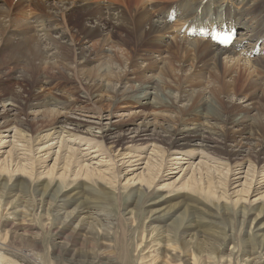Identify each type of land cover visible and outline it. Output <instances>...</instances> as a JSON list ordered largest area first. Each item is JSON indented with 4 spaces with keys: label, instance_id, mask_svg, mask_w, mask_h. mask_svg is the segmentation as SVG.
Masks as SVG:
<instances>
[{
    "label": "bare ground",
    "instance_id": "1",
    "mask_svg": "<svg viewBox=\"0 0 264 264\" xmlns=\"http://www.w3.org/2000/svg\"><path fill=\"white\" fill-rule=\"evenodd\" d=\"M126 1L128 3V6H130L131 3L132 8L136 7L134 9L137 11L141 10L140 8L146 7V6L144 7L145 0H126ZM168 1L169 2L165 6L161 5L160 2L156 3L155 13L153 12L152 14H150V12H148L147 10L149 15L146 14L140 15L139 17L133 20L131 26L126 25V27L124 28L121 27V25H119L117 22L111 21L112 18L111 19L109 18L110 19L109 20L102 15L90 14V13L88 14L84 13L86 15L80 19L79 21L80 23L76 24L75 21L73 20L75 13L78 11L84 12V10L86 11L88 10V8L83 6L79 0H22L21 2H12V3H10V0H0L1 38L4 37L5 32L7 30L9 31V29L12 26V22L20 23L19 26L23 27L21 29H25V26H28L30 28L31 24L29 22L22 23L21 19L15 16V14L18 12V15H24L27 18H29V21L31 22L35 21L38 23L36 24V26L35 25L33 26L34 34L36 32L39 33L37 35L40 36L41 40L43 41L42 42L43 48H47L49 50L51 49L57 50L56 52L51 54V57H53L54 59L56 58L55 62L52 63L53 65L50 64L51 66L47 64V67H49V69L48 70L44 69L36 82H33L31 78L32 72L36 69V66L32 64L33 62L32 60H34V58H31V56L39 59L42 56L45 57V55H42L43 51L40 46H37L36 49H33L31 51V56L29 57L24 69L20 71V74L18 76H15V79L27 83L24 86L20 85L21 86L20 93L18 94L16 92L14 95V96L19 95L17 99L18 103L10 107L9 109L5 108L6 109V110L4 109L5 111H2L3 109L1 108L2 112L0 111V115L3 113L4 115L5 113L6 115L16 114V116L22 114L24 109L27 107V105L28 106L31 105L29 101H27V103L21 102L23 101V97L25 96L24 92L27 89L31 88L29 85L33 86L32 88L35 89L39 86H43V83H48L51 82L52 80L54 81L56 77L61 78L62 76L66 80H72L70 82H72L73 85L69 87L70 89L68 91L69 95L67 96H70V98L74 96L75 99L78 98V99H83L84 101H91L95 105L99 103L98 109L100 114H102L104 109L111 110V108H113L115 105L119 103H124V102L127 103V101L129 102L130 100L132 102L139 103L141 102V98L150 97L153 98V100H151V102L148 103L149 104L152 103V105L156 106L157 109H159L160 107L167 108L170 107L171 105H176L174 108L177 110L179 115L176 116L175 120H173V118L171 119L170 118L171 116L170 117L162 116L164 117L165 120L163 122L161 121L154 122L153 120L150 121L147 120L146 118L142 122H134V124H131L130 122L115 123L111 120H107L104 122L96 121L97 122L96 125L95 122L72 116V114L71 116H67L65 115V113H63L65 116H62L60 119L56 118L57 120L55 121L58 123L57 124L58 128L62 130L60 132L61 135L59 134V137L60 136L62 137V134L65 133L68 136L67 137L68 139H66L67 144L68 141H73L75 138L78 139L80 138V140L82 141L87 140L89 141V144H91L90 142L91 139L96 141L97 143H101V146L103 150H105V152H109L113 155V152L117 151L118 153L117 156H123L125 155V153L131 152V148L137 149L138 147L144 145V143L147 142L151 143L153 140H155L156 142H159L161 144L162 148H164L166 153H170V151H172L175 154H181L180 153L181 151L187 149L192 150L195 147L203 148L208 153L214 154L215 156H219L225 159L231 165L232 164L235 165L236 163L240 164L244 159L250 158V160H252V162L255 163L257 169L255 170V173L253 175L254 179H256L257 182L258 178H256V173L258 171V168L260 167L264 168V124L261 123L259 125L260 122L257 124L259 128L258 133L251 130V128L250 130H248L249 126L247 124L249 121H251V118L248 117L245 112L242 114L240 113L237 114L236 113L237 110L232 109L234 104H232L231 99L228 98L229 99L228 105L231 109V112H225V110L228 107L225 108L224 110L217 108L220 105L214 107L215 106L213 105L214 103H211L210 101L212 100L209 99L212 97V95L211 97L208 98V96L206 95L207 91L205 89H203L201 94L202 96L200 98L198 97L200 95V90H199L194 98L192 94V97H190L189 99V96H187L185 94V91H183V87H184L183 83L182 86L180 83H179L180 86L178 84L175 93L167 92V86H168L167 84L169 83L168 82L169 78L174 77L176 75L175 71H177V67H176L177 65L175 64V62L178 61L182 62L183 58H188L191 55V53L194 52V57L191 58L194 59L195 61V63H193L194 67L191 69L188 68L190 72L187 71L189 72L187 74L188 76H190L191 79H194V76L205 79L207 75L205 74L204 71L209 70L210 75L208 76L210 77V80L208 79L209 77L207 79L212 83V85L208 86L211 92L216 93V91H220V92L223 91L226 92V94H228V92L236 91L238 90L237 86L241 80L244 85L243 90L247 89V87L249 86L254 89L253 93L255 94V96H257V94L260 93L264 95V0H168ZM142 12H146V11L143 10ZM24 16L22 17V19L25 20ZM108 17H110V15ZM134 24L136 25V27H134L136 29L135 36L132 31L133 26H135ZM223 24H226L228 27L232 29L238 30V34H239L238 39L230 47H221L210 39L198 38L196 36L192 37L191 34L188 33L189 30L199 31L201 29H208V28L212 29L214 26L222 27ZM183 30L186 31L185 33L183 32L184 34H182ZM56 34L58 35L56 36ZM167 34H170L169 36L170 39H164L166 38L164 36ZM147 36H150L152 42L150 41L149 42L151 44L154 43L158 45L159 43L163 44V42H166L165 46L169 48L170 51L169 55L167 56L164 65L162 66V74H161L162 76L159 79H153V81L147 84L139 83V85L134 87L126 86V85L121 86V83L122 84L124 83L121 77L125 76V74L122 75L123 73L122 70L125 68V67L123 68V66L126 65V64L123 65L122 63L123 60H125L127 63L129 61L131 62L134 61L135 58L138 57V55L141 54L142 52V49L139 48L138 43H140ZM63 39L64 42H62ZM13 46H16L15 43ZM257 46H260L259 53L255 51ZM103 50H107L109 54H112L111 59L113 60L116 59L119 62V65L122 63L121 64L122 67L119 70H117V72H115L113 71L114 67L111 64L109 65L110 68L107 67V69H104V71L106 72L101 71L102 70L101 68L103 67L102 66L100 69L96 71H91L90 74L81 75L82 72H80V69H78L79 64L88 62L89 60H91V57L93 55L97 56L101 54L102 53L101 51ZM205 54L208 55L209 57L203 58L202 55ZM243 60L245 61L244 63H242ZM71 61H74L75 65L73 66V72L70 73L71 69L69 65L71 64ZM181 65L185 68L184 63H181ZM222 65H224L223 71L220 70ZM45 66L46 64H42L41 67L46 68ZM250 69H253V71H251L252 73L253 72L256 73L257 75V77H255L256 79L254 77L253 79H250L248 78L249 76L246 78V74L247 72H249ZM233 72L235 73L233 74ZM105 75L109 76V80L108 82L104 83L103 82L104 79H107L104 78ZM114 78L116 80L118 78V80L115 82ZM187 78L189 77H186L185 80ZM195 79L194 81H196ZM199 82L200 81H198V83ZM64 88H66V86H64ZM187 90L188 89H186V91ZM192 91L193 93H195L194 90ZM46 94L44 93L43 96H45ZM12 95L13 94H11L10 97ZM38 95H36L37 98ZM59 95H64V93L61 94L54 93V95H52L51 97L47 96V99H43V101H45L46 104H50V105L60 104L65 98L64 97L62 98V96ZM43 96H41L40 98H42ZM186 98L188 99L186 100ZM217 98L219 97H216V99ZM105 100H107L108 103L100 104V101H105ZM184 100L188 102L189 101L192 102L188 104L189 106H187L186 102L185 104L183 103ZM67 101H69V99H67ZM37 103L38 102H35L34 104H32V106L34 105L36 106ZM252 103L254 104V102ZM42 104L43 103H41V105ZM201 111H204V113H202ZM224 112L225 114H223ZM197 113H202V115L205 114V116L207 115L209 117L207 122L206 123L199 122L197 116H193V114H197ZM58 117L60 116L58 115ZM12 118L4 122H1L0 120V130H2L1 128H3L4 126L6 127V125L10 124L14 120ZM182 120L183 123L181 125ZM23 121L22 123L20 122L21 123L20 125L22 126L24 123ZM185 121L195 122V124L193 127H188L186 125L187 123L185 124ZM177 124H179L180 126H178ZM5 136H8V134H5ZM19 140L20 139H18V141ZM23 140H26L25 137ZM61 142L65 144V139L64 141ZM33 147L31 146V148L29 149L31 153L35 152V149ZM49 147H42L39 148L37 151H39L40 149L43 151L46 149L48 150ZM16 148L18 150L19 147ZM16 148L11 149L8 152L6 158L3 159L4 162H2L1 160L2 163L0 164V177L2 180L4 178V181L2 183L3 185L2 188L6 190V192H4L6 193L5 198L19 196V198H14V200H10L11 203H14L13 208H18V206L21 205L22 195L17 194V189H20V192H22L23 186H21L20 188V184L18 183L12 184L10 182H9L10 185L7 186V184L9 183L7 182L5 176L9 175L10 178H13V175H19L22 178H24L26 174H28L29 176H32L33 174L35 175V177H33L34 181L38 182L40 180V174L38 171L41 168L37 166V159H41L40 157H35V155L33 159L32 158L30 159L29 157H22L24 159L31 160V162L28 161L27 163H25L24 159L23 161L22 159H20L18 153L16 152ZM89 148H91V145H89L87 148L84 149H89ZM69 149L74 151L73 147H70ZM127 149H129L128 152ZM46 153L49 154L50 152H46ZM61 155L62 154H58V157L53 167L46 173L48 177L52 176L51 178H53V176H56V174L54 175L56 168H59L60 171L59 160L63 158ZM182 155L183 157H179L178 155L179 158L178 157L175 158L187 159V155L184 154ZM130 156H133V154H131ZM44 159L46 158H43L42 160ZM64 159H66V163L62 162L63 164L61 168H63L62 169L63 172L61 173L62 175H60V178L62 176H65L66 172L69 173L71 171L70 165L72 164L74 166L76 165L79 167L78 171L75 172L77 173L78 176L80 175L83 176L84 180H86L87 182H89L88 180L94 181V179H92L91 176L93 177L97 176L100 179H104L107 176V172H105V170H103L101 167L100 168L94 167L93 169L86 162L85 164H83L85 158L82 160L83 162L81 165L79 163H76V162H80L79 159L73 158L72 160V158L70 157ZM71 160H72V164H70ZM61 161L64 160L62 159ZM124 162L126 163V161ZM257 165L259 166L258 168ZM146 169L148 170L147 173H145L144 171L140 176L138 175L136 178L133 177L131 179L128 178L126 180L127 184H130V182L135 183L136 180L140 184V187L134 189L132 196L136 195L137 197L139 196V198H141L144 194L145 195L146 193L149 194L148 189L150 190L152 189V186L155 183V179L159 174L158 171L157 172L154 171L155 167L152 169L151 167L148 166V168ZM227 169L229 172L232 171L231 167ZM208 170L210 169L208 168ZM94 172L96 174H94ZM212 173L210 174L212 175ZM260 173L261 171L259 172V175ZM76 176L73 178H77ZM208 176L209 178L211 177L210 175ZM114 177H117L115 172H114ZM214 177H212V179H214ZM261 178H262L261 180L264 181V175ZM53 180L54 179H51L50 181H47V183L45 182V184L41 182L37 183V187L35 189L37 191V196H39L38 200L40 204L45 203L48 206V210H51L53 207L55 208V206L61 207L62 203L66 201V198L71 199L72 197H75L76 198L75 201L79 202V204L77 203L78 204L77 208H75L77 209V212H68L67 213L68 216L67 215L65 216V219L61 222L62 226H60L59 228L62 229L63 224L65 226V224L68 223V221L74 219L76 216L80 217L81 215H83L81 222H79V224L75 226L74 230L70 231L68 234H65V236L64 235L61 236L64 239L63 242L59 243L61 246V250H66L71 255L70 258L68 259L63 258V259H66V261L70 262V264H134L135 261L129 260L130 258L128 260H122L121 259L122 257L115 258L113 256L103 254L102 251L97 252L96 250V252H92V251L86 252V251H82L81 249H79V251L77 250L78 245L83 248L90 246L93 249L94 246L99 245L94 238L99 236V234L107 233L106 231H102L101 229L94 230L93 227L96 225V222H98L99 219L98 215L101 214L100 212H98L101 206L97 203L99 202L98 198L100 193L92 189L94 187L91 188V184L87 182L85 186H83L84 184L82 186H78V188L80 189L82 188L79 191H76V189L73 187L74 189L72 190V192H64L66 191L64 189L65 188L67 189L66 184H65V188H62L63 185H61L63 182L62 180H64V178L62 180L60 179L62 182H60L59 180V183H56L55 185H53ZM203 180H204L203 176L198 178L196 174H193L188 179H186V181H184L181 185L182 186L185 185L183 189H185L186 187V189H188L187 191H189L190 189L191 191H189V193L191 195L196 193L198 195L199 193L200 195H203L207 199L211 198L212 201L215 200L216 198L218 201L220 199L224 200V197L227 195L229 190L224 189L223 193L217 195L219 190H221L220 186L215 184L212 180H206V181ZM98 182L101 183L100 180ZM258 184H260V182ZM143 186L146 189H142ZM155 186H157V184H154V187ZM258 186L256 187V189H254V192L260 189L258 188ZM252 187L253 186H251V188ZM251 192H253V190ZM1 194L2 193L0 192V195ZM92 196L95 197L92 198ZM46 197L48 198L46 199ZM262 200L263 203H261L260 206L257 207V209H259V213L254 218V222L257 221V223L253 226V229L251 231L252 233L251 237L253 238L252 241H255L254 240L255 237L261 236L262 239L259 240V243H263V244H261V246L257 248L253 247L251 250L247 248L239 249V246L238 247L236 246L233 250L230 251L227 257L225 258L217 257L218 264H220V262L225 264H233V259L235 257L237 259L239 255H241L240 251L244 252L247 256L242 258L239 264H264V234L260 233V230L263 227V226L261 227L260 224L264 225V221H263L264 192H262L260 197L257 199V201L260 202ZM10 201H8L7 203H9ZM158 201L159 200H157L156 202L152 201L151 205L158 204L159 203ZM250 202L251 200L249 201V203ZM1 204L3 203L0 200V207ZM171 205L173 206V204ZM10 206L12 207V205ZM246 207L245 208L243 207L244 208L243 212L245 216H249L251 209H247ZM1 209L2 207L0 208V211ZM15 210L18 211L19 209H15ZM189 210L190 209L188 208L185 209V211L177 215V218L175 219L174 225H176V228L179 231L178 235H176L177 239H174V235L172 236L166 234V236H168L169 239L167 240L168 241L167 246L164 245V254L162 257L163 259L165 257L166 260H163L164 263L162 264H216L215 262L216 258L211 254L216 251H211V252L208 251V248H206L203 245V242L202 243H200V241L197 242L199 243V246L197 247L198 254L192 253L190 254L191 257H187L185 251L188 250L189 248L187 247L188 245L194 246V244L191 242L192 238L195 239L197 237L196 235H198L192 228L195 226L196 228L199 227L198 223L200 222L204 223L206 221V222L214 223V221L211 220L210 218L218 217V215L214 214L212 211L206 213L208 214L207 216L210 217L209 219H207L208 217L198 219L201 218V216H198L197 214H195V212L193 213L194 214L193 215L191 212H189ZM2 211L0 212V228L5 225L4 217L6 216L5 215L6 213L5 214L3 213L2 215ZM149 211L151 213V216H149V218L153 220L164 218L168 216L171 212H175L174 210H170V209L167 210L164 207L161 209L152 207L151 210ZM131 213H133V210L127 211V213L125 212V214H131ZM125 214L122 216H125ZM132 216L133 215H131L129 218H131ZM195 217L197 218L196 221L200 220L196 222L197 224H195L193 221ZM119 221L120 218L117 220V224L119 223ZM29 222L27 223L28 228L31 227L30 226L31 223ZM20 229H21L20 225L16 223H12L11 229L6 231V234H3L2 233L3 231H0V235H1L0 264H9V263L16 264L15 261L8 258L9 255L11 254L15 257H21L29 264H37L40 262H41L40 264H47V261H45L43 257H37V255H35L34 250H37L40 247L39 236L36 234H29V232L21 233L19 232ZM151 229L152 231L150 230L149 232H151L152 234L156 232L157 234H159L160 237L164 238L163 234L165 233L163 231H160V229L157 230L158 228L156 227H153ZM166 236L165 238H168ZM88 238H92V239H88ZM102 238L103 236L101 237V239ZM140 241L141 243L139 244L138 247H142V250L140 257L136 261V264H157V260H156L157 258L153 256V252L158 250V248L157 249L153 248L154 249L153 251L151 250L152 246L147 248L146 242L148 241V238L145 236V234L143 235ZM7 243L11 245V248H14L12 244H14V246L21 244L27 246V248L26 249L17 248L18 252L16 253L14 252L16 248L14 249V251L10 250L7 247L8 246ZM100 244L104 245V242H101ZM182 246L184 247V250H182L183 252L178 250V248ZM28 247H31V249ZM148 252L149 253L151 252L152 254H149ZM33 257L37 258L39 262L34 261ZM43 261L44 263H42Z\"/></svg>",
    "mask_w": 264,
    "mask_h": 264
},
{
    "label": "rangeland",
    "instance_id": "2",
    "mask_svg": "<svg viewBox=\"0 0 264 264\" xmlns=\"http://www.w3.org/2000/svg\"><path fill=\"white\" fill-rule=\"evenodd\" d=\"M21 1L22 0H10V3L21 2ZM79 1L81 2L83 6L87 7L88 10L87 11L84 10V12L78 11L79 13L78 12L75 13L73 20L75 21L76 24L80 23L79 22L80 19L86 15L84 13H87V14L90 13V14L102 15L106 19L112 18L111 21L117 22L119 25H121V27H124V28L126 27V25L131 26L133 20L139 17L140 15H143V14L149 15L148 12H150V14H152L153 12L155 13L156 3L160 2L161 5L165 6L169 2L168 0H165V1L156 0L157 2L155 0H145L144 7L146 6L147 8L146 7L140 8L141 10L137 11L134 9L136 7L132 8L131 3H130V6H128V3L126 0H79ZM142 9L145 10L146 12L148 10V12L147 13L142 12L143 11ZM109 15L110 17H108ZM15 16L19 17L22 23L29 22L31 26L30 28L28 26H25V29H21L23 27L19 26L20 23L12 22L11 28L9 29V31L7 30L5 32L4 37L1 38L0 36V111L2 109H3L2 111H5L6 109H9L10 107L18 103L17 99L19 95L18 96H14V95L16 92L18 94L20 93V88H21L20 85L24 86L27 83H25L24 81L21 82L20 80L15 79V76H18L20 74V71L24 69L29 57L31 56V51L33 49H36L37 46H40L43 51L42 55H45L46 57L45 58L44 56H42L41 58L38 59V58L31 56V58H34V60L30 58L33 61L32 64L36 66V69L35 70L33 69L34 71L31 74V78L33 82L37 81L38 77L42 74V71L44 69H47V70L49 69V67H47V64L51 66L53 65L52 63H54L56 60V58L54 59L53 57H51V54H53L57 50L56 49L49 50L47 48H43V45H42L43 41L41 40V37L37 35L39 33L36 32L34 34L33 26L34 25L36 26V24L38 23L35 21L34 22L29 21V18H27L24 15H18V12L15 14ZM23 16L25 17V20L22 19ZM134 27H136V25L133 26L132 28V31L135 36L136 29ZM184 30L182 31V34L186 32ZM57 35L58 34H56V36ZM169 36L170 34L165 35L164 37L166 38L164 39H170ZM149 38L150 36H147L140 43H138L139 48L142 49L141 54L138 55L139 58L136 57L134 61L132 62L129 61L128 63L125 60H123L122 62L123 65L125 64L126 65L123 66V68L124 67L125 68L124 69L122 68L123 73L122 72L121 73L122 75L125 74V76H122L121 78L123 79V82L125 84L121 83V86L126 85V86L134 87V86L139 85V83L147 84L153 81V79H159L162 76L161 75L162 66L164 65V62L166 61V58L169 55V52H170L169 48L165 46L166 42H163V44L159 43L158 45L154 43L151 44L150 42L152 41H151V38L150 39ZM62 42H64V39L62 40ZM14 43L16 46H13ZM101 52L102 53L97 56L93 55L91 57V60H89L88 62L79 64L78 69H80V72H82L81 75L90 74L91 71H96L100 69L102 66L103 67L101 68L102 69L101 71H104V69H107V67H109V65L111 64L113 65L114 67L113 71L115 72H117V70H119L122 67L121 66L122 63L119 65V62L116 59L114 60L111 59L112 54H109L107 50H103ZM193 57H194V52H192L188 58H183L182 62L180 61L175 62V64L177 65L176 66L177 71H175L176 75L174 77L169 78V81H168L169 83L167 84L168 85L167 92L175 93L177 90L178 84L180 83L182 86V83H183L184 85L183 91H185V94L189 96V99H190V97H192V94L194 98L199 90H200V95L198 97L200 98L202 96L201 94H202L203 89H205L207 91L206 95L208 96V98L211 97L212 95L213 98L211 97L212 99L211 98L209 99L212 100L210 101L211 103H214L213 104L215 105L214 107H217L218 105H220L219 106L220 108L219 107L217 108L221 110L222 109L224 110L225 108L228 107L225 110V112H231V109L228 105L229 99H231L232 104H234L232 109L237 110L236 112L237 114L238 113L242 114L245 112L246 115L251 118V121H249L247 124L249 126L248 130H250L251 128V130L258 133L259 128L257 124L259 122H260L259 125L261 123L264 124V118H263L264 117L263 115L264 114V95L260 93V94H257V96H255V94L253 93L254 89L249 86L247 87V89L244 88L245 90H243L244 85L241 80L237 86L238 90L233 91V92L231 91L232 93L228 92L229 97H228V94H226V92H223V91L221 92L216 91V93L211 92L210 88L208 87L212 85L211 81H209L210 80V77L208 76L210 75L209 70L204 71L205 74L207 75L205 79L194 76V79L196 78L195 79L196 81H194V79H191L190 76H188L187 73L190 72L189 69L194 67L193 63H195V61L194 59H191ZM202 57L208 58L209 56L205 54V55H202ZM244 62L245 61L243 60L242 63ZM181 63L185 64V68L181 65ZM42 64H46L45 66L46 68L41 67ZM74 65H75L74 61H71V64L69 65L71 69L70 73L73 72ZM223 69H224V65L221 66L220 70L223 71ZM251 71H253V69H250L249 72H247L246 78L248 76H249L248 78L250 79H253V77L254 78L257 77L256 73L255 72L252 73ZM234 73L235 72H233V74ZM186 77H189V78L185 80ZM104 78H107V79H104L103 82L104 83L108 82L109 76L105 75ZM117 80L114 78L115 82ZM70 81L72 80H66L62 76L61 78L56 77L54 81L52 80L51 82L43 83V86H39L35 89L32 88L33 86L29 85L31 88L27 89L24 92L25 96L23 97V101L21 102L27 103V101H29L31 105L29 106L27 105L23 113L19 114L18 116H16V114L6 115V113L5 115L4 113L0 115L1 122L9 120L12 117H13L12 119H14L10 124L6 125V127L4 126L3 128H1L2 130H0L2 132V133L0 132V135H1L0 137V140H1L0 141L1 142L0 143V152H1L0 153V164L4 162L3 159L6 158V156L8 155V152L11 149L19 147L18 150L16 148V152L18 153L22 161L24 159L22 157H29L30 159L31 158L33 159L34 155L35 157L41 158V159H37V166L41 167L38 171L40 174V180L38 182L45 184V182L47 183V181L54 179L53 185H55L56 183H59L60 179L62 180L64 178V180H62L63 182L60 180V182H62L61 185H63L62 188H65V184H66L67 189L65 188L64 190L66 191L64 192H72L74 188L76 189V191H79L82 188L80 189L78 188V186H82L83 184H84L83 186H85L87 182L86 180H84L83 176L77 175L76 172L78 171L79 167L76 165L74 166L72 164L73 158L79 159L80 162H76V163H79L80 165L83 162L82 160L85 158L83 164H85L86 162L93 169L94 167H98V168L101 167L103 170H105V172H107V176L104 179H100L97 176H94L95 177L94 178L93 176L90 175L91 173H93L91 172L89 175L92 177V179H94V181L88 180L89 182H87L91 184V188L94 187L92 189L100 193L99 198H98L99 202L97 203L101 206L98 211L101 214L98 215L99 216L98 222H96V225L93 226L94 230L101 229L102 231H106L107 233L99 234V236L94 238L95 241L98 242L99 245L94 246L93 249L90 246L83 248L78 245L77 246L78 251L79 249H81L82 251H86V252H89V251L96 252V250L97 252L102 251V253L105 255H110L115 258L122 257L121 258L122 260H128L130 258L129 260L135 261L134 264H136V261L140 257L141 250H142V247H138V246L141 243L140 240L145 234V236L148 238V241L146 242L147 248L152 246V249H151L152 251L158 248V250L153 252V256L157 258L156 259L157 264H162L164 263L163 260H166L165 257L164 259L162 257L164 254V245L167 246L168 244L167 240L169 239V237L166 236V234L172 235V236L174 235V239H177L176 235H178L179 231L177 230L176 225H174L175 219L177 218V215L181 214V212L183 213L185 209L187 208L190 209L189 212H191L192 214L195 212V214H197L198 216H201V218H198V219H202L204 217H208L207 219H209L210 217L207 216L208 214L206 213L212 212V211L214 214L218 215V217L210 218L211 220L214 221V223L206 222V221L204 223L200 222L198 223L199 227L196 228L195 226L192 228L198 235L195 234L197 237L195 239L192 238L191 242L194 244V246H191V245L187 246L189 247L188 250L185 251V253L187 254V257H191L190 254L192 253L198 254L197 247L199 246V243L197 242L199 241L200 243L203 242V245L206 248H208V251L210 252L216 251V252L211 253L212 256H215L216 258L215 260L216 264H218L217 257H224V258L227 257L230 251L233 250L236 246L237 247L239 246V249L247 248L251 250L253 247L257 248L261 246V244H263V243H259V240L262 239L261 236L255 237L254 239L255 241H252L253 238L251 237L252 235L251 231L253 229V226L257 223V221L254 222V218L259 213V209H257V207L260 206L261 203H263V200L261 202L257 201V199L260 197L262 192H264V181L261 180L262 179L261 177L264 175L263 167L258 168L259 166L257 165L258 171L256 173V178H258V180L256 182V179H254L253 175L255 173V170L257 169L255 166V163L252 162L250 158L244 159L240 164L236 163L235 165L234 164L231 165L225 159L219 156H215L214 154L208 153L203 148L195 147L196 149L195 148H193L192 150L187 149V150L181 151L180 152L181 154H175L172 151H170V153H166L164 148H162L161 144L153 140L151 143L149 142L144 143V145L138 147L137 149L131 148V152H128L129 149H127L128 153H125V155L123 156H117L118 154L117 151L113 152V155L109 152H105V150H103L101 146V143H97L96 141L91 140V139H90L91 144H89V141L87 140H83V141L80 140V138L79 139L75 138L74 139L75 141L74 140L68 141V144H67L66 139H68L67 138L68 136L64 133L62 134V137L61 136L59 137V134L62 130L58 128V125H57L58 123L55 122L58 118L60 119L62 116H65V115L71 116L72 114V116L95 122L96 125H97V122L99 121L104 122L107 120H111L115 123L130 122L131 124H134V122H142L146 118L147 120H150V121L153 120L154 122L155 121L163 122L165 120H164V117L162 116H165V117L171 116L170 118L171 119L173 118V120H175L176 116L179 115L177 110L174 108L176 105H171L170 107H167V108L160 107L159 109H157L156 106L152 105V103L151 104L148 103V102H151V100H153V98H150V97L141 98V102L139 103L132 102L131 100L129 102L127 101V103L126 102L119 103L115 105L113 108H111V110L104 109L102 114H100L99 109H98L99 103L95 105L91 101H84L83 99H78V98L75 99L74 96L71 98L70 96H67L69 95L68 93V91L70 90L69 87L73 85L72 82ZM198 81L200 82L198 83ZM64 86H66V88H64ZM186 89L190 91L188 90L186 91ZM192 90H194L195 93H193ZM44 93L45 94L47 93V94L43 96ZM54 93H57V94L64 93V95H59V96H62V98L64 97L65 99H63V101L60 104H56V105L46 104L45 101H43V99H47V96L51 97L52 95H54ZM11 94H13L11 96L12 98L10 97ZM36 95H38V98ZM41 96L43 97L40 98ZM216 97H219V98L216 99ZM67 99H69V101H67ZM187 99L188 98H186V100ZM186 100H184L183 103L185 104L186 102V105L189 106L188 104H190L192 101L188 102ZM106 101L107 100L100 101V104L108 103V101L107 102ZM35 102H38L36 106L35 105L32 106V104H34ZM39 102L43 104L41 105V103ZM252 102H254V104ZM55 110H58V111H55ZM204 111H201V112L204 113ZM225 112L223 114H225ZM63 113H65V115ZM202 113L193 114V116H197L199 122L206 123L209 117L207 115L205 116V114L202 115ZM58 115L60 117H58ZM21 119H23L24 121ZM22 121L25 123V124L23 123V126L20 125ZM182 123H183V120L181 121V125ZM185 124L188 127H193L195 122L185 121ZM177 125L180 126L179 124ZM7 127H10V128H7ZM22 127L23 128L25 127V128L23 129ZM5 134H8V136H5ZM24 137L26 140H23ZM18 139H20L21 141L19 140L20 141L19 142ZM64 139H65V144L61 142V141H64ZM89 145H91V148L84 149V148H87ZM31 146L32 147L34 146L33 147L35 149L34 153L33 152L31 153L29 151ZM42 147H49V148L48 150L46 149L43 151L40 149L39 151H37L39 148H42ZM70 147H73L74 151L70 150L69 149ZM46 152H50V153L47 154ZM58 154H62L61 156L63 157L62 159L64 160V161H61L62 159L59 160L60 161V165H59L60 171H59V168H56V171L54 173V175L56 174V176H53V178H51L52 176L48 177L46 173L53 167L58 157ZM131 154H133V156H130ZM182 154L187 155V159L175 158V157H178V155L179 157H183ZM67 157L72 158V160L70 161V164H72L70 165L71 171L69 173L66 172L65 176H62L63 178L62 177L60 178V175H62L61 173L63 172L62 171L63 168H61L62 164L66 163V159L64 158H67ZM43 158H46V159L42 160ZM30 159H24L25 163H27L28 161L31 162ZM124 161H126V163ZM226 163L229 165H227ZM148 166L151 167L152 169L155 167L154 171L155 172L158 171L159 175H157V178L155 179V183H154V184H157V186L154 187V184H153L151 190L147 188L149 190L148 191L149 194H147L145 191L146 195L144 194L141 198H139V196L137 197L136 195L132 196L134 189L140 187V184L138 183L137 180L135 181V183L130 182V184H127L126 180L128 178L130 179L133 177L136 178L138 175L140 176L144 171L145 173H147L148 170L146 168H148ZM226 167L227 168L231 167L232 173L229 172ZM208 168L211 171L208 170ZM260 171L261 173L259 175ZM114 172L117 177H114ZM210 173H212V175ZM217 173H218V176H217ZM67 174L68 175L70 174L69 175L70 177ZM94 174L96 173L94 172ZM193 174H196L198 178L203 176V179L205 181L212 180L215 184L220 186L221 190H219L217 195L220 193H223L224 189L229 190L228 193L226 192L227 195L224 197V200L220 199L218 201L217 198L215 197L216 199L212 201L211 198L207 199L203 195H200L199 193L198 195L197 193L191 195L189 193V191L191 190L189 189V191H187L188 189H186V187L185 189H183L185 185L182 186L181 184ZM208 175H210L211 177L209 178ZM75 176L77 178H73ZM5 177L8 183L9 182L12 184L18 183L20 184V188L21 186H23V191L20 192V189H17V194L22 195L21 197L22 201L19 199L21 201V205L18 206V208H13L14 203H11L10 200H14V198H19V196L5 198L6 193L4 192H6V190L2 188L3 186L2 183L4 181V178L2 180L0 177V192L2 193L0 197L4 195L0 199L3 203L1 204V207H2L1 211L3 210L2 215L3 213L4 214L6 213L5 214L6 216L4 217L5 225L0 228V231H3L2 233L6 234V231L11 229V224L16 223L20 225L21 227L19 232L21 233L29 232V234H36L39 236V246L40 247L39 249L34 250L35 255H37V257H43V259L47 261V264H70V262L66 261V259L70 258L71 256L70 253H68V251L66 250H61V246L59 243L64 241V239L61 236L63 235L65 236V234H68L70 231L75 229V226H77V224L81 222L83 215H81L80 217L76 216L74 219H71L70 221H68V223L65 224V226L63 224L62 229H60L59 227L62 226L61 222L65 219L66 215L68 216L67 214L68 212H77V209L75 208H77V205L79 204V202L75 201L76 200L75 197H72V198L70 197L71 199L66 198V201L62 203L61 207L55 206V208L54 207L52 208L53 210L52 209L48 210V206L45 203L43 204L39 203V200H38L39 196H37V191L35 189L37 187L38 182L34 181V178H33L35 177V175L32 174V176H29L28 174H26L25 177L23 176L24 178H22L19 175H13V178H10L9 175H6ZM212 177H214V179H212ZM99 180L101 181V183L98 182ZM258 181L260 182V184H258L259 183ZM10 183L7 184V186H9ZM258 185L261 187H259ZM251 186H253L252 187L253 189L251 188ZM257 186L260 189L254 192V189H256ZM142 189H146V188L143 186ZM252 190L253 192H251ZM94 197L95 196H92V198ZM47 198L48 197H46V199ZM160 198L162 199L165 198V199L162 200ZM157 200H159L158 201L159 203L157 202L158 204L156 205L152 204L153 205L152 206L151 202L152 201L156 202ZM250 200L251 202L249 203ZM8 201L10 202L7 203ZM171 204H173V206ZM10 205H12V207ZM152 207L160 208V209L164 207L167 210L170 209V210H174L175 212H171L168 216L164 218L153 220L149 218V216H151V213L149 210H151ZM243 207L244 208L246 207L247 209H251L249 216H245L243 212L244 210ZM15 209H19V210L16 211ZM130 210H133V213L125 214V212L127 213V211H130ZM124 214L125 216H122ZM131 215L133 216L129 218ZM119 218H120V221L117 224V220ZM26 219H29V220H26ZM196 220L197 218L195 217L193 219L195 224H197L196 222L200 221V220L198 221ZM27 221L28 222L30 221L29 223H31L30 228H28L27 226V223H28ZM260 225L261 227L263 226L260 230V233L264 234V225L262 224ZM153 227L158 228L157 230L160 229V231H163L165 233L163 234L164 238L160 237L159 234H157L156 232H154V234L149 232L150 230L152 231L151 228ZM102 236L103 238L101 239ZM165 236L168 238H165ZM88 239H92V238H88ZM99 241L100 243L104 242V245H101ZM7 244H8L7 247L12 251H14V249L16 248V250L14 251L16 253L18 252L17 248L18 249L27 248V246H24L21 244L20 245L18 244L15 246L14 244H12L14 248H11V245H9V243ZM28 248L31 249V247H28ZM178 250L183 252L182 250H184V247L182 246L178 248ZM151 252L150 253L148 252V253L152 254ZM240 254L241 255H239L237 259L236 257L233 259V264H239V262H241V259L247 256L242 251H240ZM35 257H33V260L36 262L37 261L39 262V260ZM160 257L162 258V261ZM8 258L15 261L16 264H29L21 257H15L12 254L9 255ZM25 258H28V257H25ZM63 258H66V259H63ZM40 263H37V264H40ZM42 263H44V261ZM9 264H14V263H9ZM220 264H225V263L220 262Z\"/></svg>",
    "mask_w": 264,
    "mask_h": 264
}]
</instances>
